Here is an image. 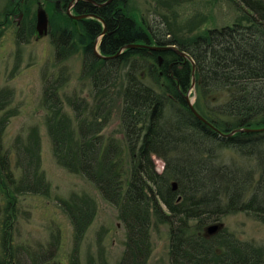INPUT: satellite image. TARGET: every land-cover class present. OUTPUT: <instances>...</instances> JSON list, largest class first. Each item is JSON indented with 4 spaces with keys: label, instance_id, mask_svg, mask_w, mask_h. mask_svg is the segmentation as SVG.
Instances as JSON below:
<instances>
[{
    "label": "trees",
    "instance_id": "16d2710c",
    "mask_svg": "<svg viewBox=\"0 0 264 264\" xmlns=\"http://www.w3.org/2000/svg\"><path fill=\"white\" fill-rule=\"evenodd\" d=\"M29 1L20 7L19 40L34 32ZM229 1L242 12L240 18L180 37L167 27L160 31L155 22L136 21L125 0L75 2L76 9L102 18L106 28L101 34L95 16L73 19L63 11L68 0H45L54 57L61 62L78 52V79L87 89L84 95L64 93L67 111L58 93L68 80L66 65L42 74L43 122L56 162L89 180L115 207L124 229L115 264H146L155 223L166 226L168 264H264L260 243L239 238L223 226L211 234L204 231L228 212L244 211L264 221V129L219 135L193 115L184 99V93H190L193 65L192 104L214 127L228 132L236 126L264 125V0ZM8 6L13 5L9 2L5 9ZM97 36L96 49L109 57L93 52ZM128 42L173 43L188 58L172 49L142 46L123 47L116 55ZM7 99L0 91V135L10 113L4 108ZM114 111L117 129L104 134L102 128ZM33 135L16 146L17 180L0 143V184L5 189L0 264H60L49 261L52 247L38 248L26 261L18 254L19 246L10 244L6 229L16 217V193L48 194V182L37 169L35 131ZM223 148L232 154H224ZM152 154L162 160L160 169ZM56 198L71 224L68 264H78L77 247L95 203L85 193Z\"/></svg>",
    "mask_w": 264,
    "mask_h": 264
},
{
    "label": "rangeland",
    "instance_id": "374dc122",
    "mask_svg": "<svg viewBox=\"0 0 264 264\" xmlns=\"http://www.w3.org/2000/svg\"><path fill=\"white\" fill-rule=\"evenodd\" d=\"M35 1H29L31 11H34ZM9 2L10 0H0V91L8 94V99L3 103L4 108L10 111L1 131L0 143L1 147L7 150L9 166L17 180L20 170L15 165L16 146L26 142L29 134L33 138L35 131L38 142L35 149L38 156L37 169L42 172L49 185L47 195L16 193L13 201L16 217L14 221L9 222L10 228H6L9 231L10 244H13V247L19 246L18 254L26 261L31 260L38 248L45 250L52 247L53 253L49 261L56 260L60 264H68L72 245L71 224L56 197L85 193L93 199L95 212L77 247L78 264H115L121 253L124 238V229L116 216L115 207L101 197L89 180L66 170L56 162L43 122L45 109L41 105L42 74L57 71L59 66L66 65L68 80L58 93L64 109L69 111L64 93L76 90L80 95H84L87 89V84L78 79L80 55L73 52L64 61H57L48 34L38 35L35 30L26 39L19 40L21 36L17 33L18 26L15 23L18 13L7 19L3 15ZM23 3L24 0H21L18 5L22 7ZM125 3L129 14L136 21L144 24L155 22L160 31L167 27L180 37L201 32L209 27L230 24L242 15L229 0H125ZM41 6L45 8V2ZM19 10L21 17L18 20L21 23L23 10ZM45 11L50 13L46 8ZM189 90L188 96L194 100L193 85ZM210 97L213 99L211 95ZM117 123V114L114 111L103 126L102 133L115 131ZM17 139L20 142H16ZM222 151L226 155L232 154L227 148ZM151 156L155 167L160 169L162 160L156 155ZM237 158L242 162L246 160ZM4 190L0 184V220L5 204ZM261 192L264 196V187ZM215 221L222 222L223 228L235 236L264 246L263 220L244 211H235L228 212ZM2 228L0 225V233ZM53 235L57 237L54 245H51ZM167 242L166 226L163 223L151 226V250L146 264H168Z\"/></svg>",
    "mask_w": 264,
    "mask_h": 264
},
{
    "label": "water",
    "instance_id": "95a60500",
    "mask_svg": "<svg viewBox=\"0 0 264 264\" xmlns=\"http://www.w3.org/2000/svg\"><path fill=\"white\" fill-rule=\"evenodd\" d=\"M74 1L75 0H70L69 1L68 6L66 7V13L68 15H70L71 17H73V18L85 16L87 13H82V14H72V13H70V11H69V5H71ZM90 1L92 3H94V4H96V5H102V4L106 3V2H108L109 0H102V1L90 0ZM34 14H35V22L34 23H35V32H36V34H38V35H40V34H46L47 33V30H48V25H47L48 17H47V14H46L45 9L39 4V2H38L37 6L35 8ZM91 15L95 16L101 22V25H102V28H101V31H100V34H101L102 32H104V30L106 28L104 21L102 20L101 17L97 16L96 14H91ZM98 37L99 36H97L93 40V43H92L93 52L97 56H99V57H103V58L109 57V55L102 54V53L98 52V50L96 49V44L98 42ZM132 46H142V47H147L149 49H154V50L172 49L176 53H178L180 56H182L183 58H188L187 53L184 50L179 49L173 43H165V44L153 43V44H150L148 42H141V43L128 42V43H125L124 45H122L116 51V53H118L120 51V49H122L123 47H132ZM158 60H160V56L159 55H158ZM192 70H193V65H192V68H191V85H193ZM184 99H185V101L187 103V106L189 107L190 111L193 113V115L196 118H198L199 120H201L202 122L206 123L207 125H210L215 131H217V133L219 135H229V134H231L234 131H257V130L264 129V125L263 126H259V127L236 126V127H233L231 130H229L228 132H222L219 129H217L216 127H214L205 117H203L194 108V106L192 104L193 99H191L188 96V92L184 93ZM174 183L175 182L173 181L172 182V188H174V186H175ZM222 225H223V223L222 222H219V221H215V222H211V223L207 224L204 227L205 234H211V233L215 232L217 229L221 228Z\"/></svg>",
    "mask_w": 264,
    "mask_h": 264
},
{
    "label": "flooded vegetation",
    "instance_id": "af4514ba",
    "mask_svg": "<svg viewBox=\"0 0 264 264\" xmlns=\"http://www.w3.org/2000/svg\"><path fill=\"white\" fill-rule=\"evenodd\" d=\"M53 1V0H52ZM70 0H68V2L66 3L65 7L63 8V11L66 13V7L68 6V3H69ZM77 0H75L71 5H69V11L70 13L72 14H82V13H87L85 16H81V17H77V18H73L71 17L70 15H67L73 19H79V18H82V17H94L93 15L91 14H95L94 12L92 11H80L79 9H76L75 8V2ZM21 0H10V4L13 5V6H8L4 11H3V15H4V18H8V17H13L16 15V13H18L17 15V18L20 19L21 17V11L19 10L20 9V6L18 5V3H20ZM36 5H35V8L39 2V4H43L45 2V0H36ZM17 3V4H16ZM94 4V3H93ZM35 8H34V11H35ZM44 8V7H43ZM16 20L15 23L17 24V26H19V23L20 21L19 20ZM34 20H35V14H34ZM47 25H48V20H47ZM34 30H35V23H34ZM182 57V56H181ZM171 64V62L168 63V66Z\"/></svg>",
    "mask_w": 264,
    "mask_h": 264
},
{
    "label": "bare ground",
    "instance_id": "6f19581e",
    "mask_svg": "<svg viewBox=\"0 0 264 264\" xmlns=\"http://www.w3.org/2000/svg\"><path fill=\"white\" fill-rule=\"evenodd\" d=\"M86 1H90V0H86ZM91 2V1H90ZM121 50V49H120ZM120 52V51H119ZM118 52V53H119ZM118 53H116V55L118 54ZM110 57H114V55H112V56H110ZM175 184V183H174ZM174 188H175V186H174Z\"/></svg>",
    "mask_w": 264,
    "mask_h": 264
}]
</instances>
